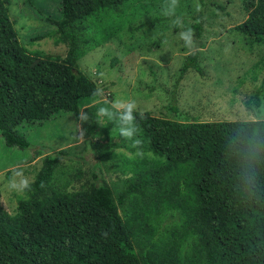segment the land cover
<instances>
[{
	"label": "trees",
	"instance_id": "obj_1",
	"mask_svg": "<svg viewBox=\"0 0 264 264\" xmlns=\"http://www.w3.org/2000/svg\"><path fill=\"white\" fill-rule=\"evenodd\" d=\"M57 1L58 19L46 20L56 26L55 43L67 45L62 59L24 45L10 0H0V135L6 146L26 150L23 125L44 128L59 113H71L104 168L127 177L114 187L94 173L73 189L77 177L62 161L70 151L47 153L16 213L3 207L0 194V264H264L261 114L183 121L149 111L141 119L136 110L143 150L135 157L116 151L134 148L116 141L118 122L97 116L111 97L92 103L101 89L79 61L120 33L129 16L148 13L163 0ZM37 3L24 1L42 13ZM243 4L248 16L234 30L250 46L263 45L264 0ZM193 20L199 37L202 13ZM260 64L264 69V54ZM190 69L203 72L197 52L183 62L170 92L174 115L179 82ZM244 105L252 112L264 108V75Z\"/></svg>",
	"mask_w": 264,
	"mask_h": 264
},
{
	"label": "rangeland",
	"instance_id": "obj_2",
	"mask_svg": "<svg viewBox=\"0 0 264 264\" xmlns=\"http://www.w3.org/2000/svg\"><path fill=\"white\" fill-rule=\"evenodd\" d=\"M24 1L10 0L9 7L22 43L30 50L40 49L64 58L67 45L55 43L52 31L56 26L46 20V16L58 19L59 1L37 0L42 13L29 8ZM165 4L163 0L160 7L148 13L129 16L130 23L120 33L80 59L81 70L101 89L92 103L110 97L111 103L134 101L138 111L183 121L256 119L258 113L264 118V108L252 112L244 105L264 75L260 64L264 44L250 46L247 38L234 30L248 16L243 0H180L177 16L181 17L184 28L193 29V17L199 12L204 20L201 36H196L193 29L191 47H186L180 39L178 33L182 29L173 24V18L161 14ZM37 35L47 36L36 39ZM192 52H197L203 72L190 69L181 79L176 93L179 112L174 115L170 110V92L175 89L179 68ZM21 130L30 141L29 149L8 147L0 135L1 203L10 213H16L18 198L25 194L11 188L10 181L27 178L31 182L47 153L70 151L62 156V161L77 177L73 189L92 181L94 173H101L114 187H119L127 177L104 168L83 136L78 119L71 113H59L44 128L23 125ZM116 141H125L133 147L132 141L123 140L120 135ZM133 148L134 151L120 147L116 151L135 157L143 150L140 145ZM148 154L152 156L151 152ZM78 172L81 175L77 176Z\"/></svg>",
	"mask_w": 264,
	"mask_h": 264
},
{
	"label": "clouds",
	"instance_id": "obj_3",
	"mask_svg": "<svg viewBox=\"0 0 264 264\" xmlns=\"http://www.w3.org/2000/svg\"><path fill=\"white\" fill-rule=\"evenodd\" d=\"M180 7V0H166L161 14L173 18V24L180 27L182 30L178 33L180 39L185 43L186 47H191L194 44V31L191 28H184L181 17L177 16V9ZM136 104L134 101L115 100L110 107H100L97 116L101 119L107 117L110 120L119 123V132L121 137L132 141V146L136 147L141 144V140L136 138L139 129L135 126L137 117L134 115L136 111ZM140 118H144V114L140 113ZM85 121L87 117H84ZM17 175H21L17 173ZM10 187L17 191L23 192L30 188V181L27 178L17 181L13 179L10 181Z\"/></svg>",
	"mask_w": 264,
	"mask_h": 264
},
{
	"label": "water",
	"instance_id": "obj_4",
	"mask_svg": "<svg viewBox=\"0 0 264 264\" xmlns=\"http://www.w3.org/2000/svg\"><path fill=\"white\" fill-rule=\"evenodd\" d=\"M37 62H38V59H36V60L32 63V65H35Z\"/></svg>",
	"mask_w": 264,
	"mask_h": 264
}]
</instances>
